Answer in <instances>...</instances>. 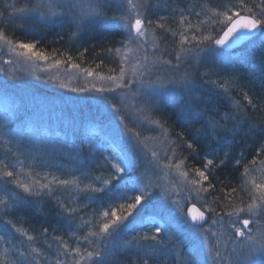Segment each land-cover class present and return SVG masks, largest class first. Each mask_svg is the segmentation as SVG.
Listing matches in <instances>:
<instances>
[{
    "label": "snow or ice",
    "instance_id": "obj_1",
    "mask_svg": "<svg viewBox=\"0 0 264 264\" xmlns=\"http://www.w3.org/2000/svg\"><path fill=\"white\" fill-rule=\"evenodd\" d=\"M109 30L118 46H87ZM25 64L115 93L108 132L30 135L8 82ZM0 75V264H264V0H0ZM45 200L51 234L22 218Z\"/></svg>",
    "mask_w": 264,
    "mask_h": 264
},
{
    "label": "trees",
    "instance_id": "obj_2",
    "mask_svg": "<svg viewBox=\"0 0 264 264\" xmlns=\"http://www.w3.org/2000/svg\"><path fill=\"white\" fill-rule=\"evenodd\" d=\"M159 14L167 15L168 13L164 9H161ZM58 31H61V29L53 28L47 30V32L44 34L46 41L54 40L55 33ZM31 34L32 33H29V35ZM35 34L40 35L41 33ZM62 34L65 36L66 40L67 30H63ZM15 35L17 37H23L25 35V31L17 30ZM119 39V30L104 31L98 33L95 39H87V46L91 49L93 44L98 45L102 42L116 43L118 46ZM80 43H83V41ZM53 46L59 47L60 45L54 44ZM96 50L98 51L99 48L97 47ZM242 50L243 49L241 48H237L238 52ZM76 51L77 44H73L71 46V52L75 54ZM4 58L7 59L8 57ZM91 58V52L86 54V60L84 62L85 66H88ZM105 59L106 63H111L110 58ZM255 62H258V54ZM14 68L17 70L19 79L9 80L8 82L11 85H15L12 91H14L18 97H23V102L27 109L25 117L26 119L31 118V123L33 124L34 129L30 135H36L37 138L42 140L48 139L47 143L49 140H58L60 138L67 137L70 141H75L77 144L80 143L81 139L86 140L88 138L95 137V135L89 131V124L92 121L99 120V115L101 113L106 114L107 111H110V109H105L102 105H106V101H104V95H108L111 98L112 96L116 95L115 93L100 94L94 91L84 93L73 92L70 90L72 87H78L84 84V82H79L78 79L74 78L72 79V85L70 84L69 87L63 88L60 86V84V89L57 90L56 85L58 79L55 77V73L61 72L63 68H61L59 71L56 69L45 70V68L42 66H33V68L23 66V69L21 67L17 68L16 66ZM37 77H41V79H37ZM4 79L6 78L3 75H0V81H3ZM256 91L259 92L260 89L257 87ZM31 97L43 99V103L38 105L32 101ZM93 98H97L98 102H101V104H97L95 107ZM44 109H47L46 112H44ZM64 121L66 124H62ZM46 127L47 129H45ZM145 134L147 135V133ZM241 139L242 137H237V143L233 146L234 151L239 149ZM260 139V137L247 138L246 143L249 145V159H251L252 154H254L252 145L258 144ZM42 142L44 143V141ZM226 148L227 146H225V149L219 150L218 154H222V151L226 150ZM218 175L220 179L230 181L232 185H235L237 178L239 177V171L233 172L231 170V165H229L227 169L218 172ZM160 199L163 200V196H161ZM22 212V218L29 221L30 224L34 225L37 229H39L41 226L49 227L50 234L52 227H57L58 222L62 223L60 218L56 215L54 203L47 200L35 207L25 208L22 210ZM24 226L29 227L30 225L26 223ZM55 234L60 235L61 232L57 231ZM184 242H186V239Z\"/></svg>",
    "mask_w": 264,
    "mask_h": 264
},
{
    "label": "rangeland",
    "instance_id": "obj_3",
    "mask_svg": "<svg viewBox=\"0 0 264 264\" xmlns=\"http://www.w3.org/2000/svg\"><path fill=\"white\" fill-rule=\"evenodd\" d=\"M16 66H17V68H19V67L22 68L23 66L33 68V65H27V64H25V65H15L14 67H16ZM55 77L58 79V82H57V85H56L57 90L60 89V86H61L60 84H62V83L63 84H69V85L70 84L72 85V83H73V81H72L73 78H71L69 73L65 72L64 69L61 72H59V73H55ZM78 80H79V82H84L83 78H80ZM63 88H67V87H63ZM31 98H32V101L37 103L38 105L43 103V99H40L38 97H35V98L31 97ZM68 99H69V97H68ZM56 100H57V98H56ZM93 102H94L95 107L97 106V104L98 105L101 104V102H98L97 98H93ZM9 103H10V101L6 100L3 96H0V112H2L4 110V108H5V106L7 104H9ZM102 105L106 109L105 105L104 104H102ZM44 107H47V106H44ZM46 110L47 109H44V112H46ZM115 122H118V121H115ZM62 124H66V122L64 121V122H62ZM32 127H33V124H32ZM62 127L65 128L64 126H62ZM45 129H47V127ZM89 131H91L95 135V137L98 138V137L104 136L108 132V127H107V124L102 126L100 121L96 120V121L90 122ZM34 136H36V135H34ZM38 139H39V141H44V143H47V141H48V139H44V140H42L40 138H38Z\"/></svg>",
    "mask_w": 264,
    "mask_h": 264
},
{
    "label": "water",
    "instance_id": "obj_4",
    "mask_svg": "<svg viewBox=\"0 0 264 264\" xmlns=\"http://www.w3.org/2000/svg\"><path fill=\"white\" fill-rule=\"evenodd\" d=\"M190 206V205H189ZM197 206H199L198 204H197Z\"/></svg>",
    "mask_w": 264,
    "mask_h": 264
}]
</instances>
